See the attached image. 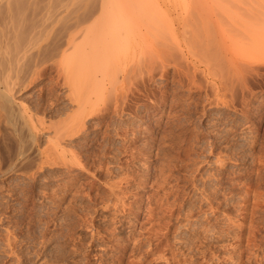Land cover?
Masks as SVG:
<instances>
[{"label": "rangeland", "instance_id": "obj_1", "mask_svg": "<svg viewBox=\"0 0 264 264\" xmlns=\"http://www.w3.org/2000/svg\"><path fill=\"white\" fill-rule=\"evenodd\" d=\"M9 11L41 30L0 65V264H264V0Z\"/></svg>", "mask_w": 264, "mask_h": 264}, {"label": "bare ground", "instance_id": "obj_2", "mask_svg": "<svg viewBox=\"0 0 264 264\" xmlns=\"http://www.w3.org/2000/svg\"><path fill=\"white\" fill-rule=\"evenodd\" d=\"M7 2L9 3L10 2V0L8 1L7 0ZM11 7V6H10ZM12 8V7H11ZM6 9H7V7H6ZM12 10V9H11ZM7 11V10H6ZM10 12V11H9ZM8 13V12H7ZM9 14V13H8ZM13 15H14V13H13ZM13 15H12V13L10 12V14L8 15V17L6 18V19H2V18H0V65H3V64H9V65H11V64H19L20 62H23L24 61V58H25V56L23 55L22 56V54H24V52L28 49H26V42H25V40L26 39H28L29 37L30 38H32V37H34V36H36V34H37V32L39 31V29L40 28H38V26L37 25H34L29 31H28V33H26V30H25V35H24V31L22 32V25H23V23H22V21L21 20H19V19H16L15 17L13 18ZM72 28V27H71ZM41 30V29H40ZM74 29H71V31H70V34H69V36L67 37V48H65L64 50L65 51H68V48H71V47H74V39H75V34H74V31H73ZM40 32V31H39ZM38 32V33H39ZM39 35H40V33H39ZM37 36H38V34H37ZM26 38V39H25ZM32 39H34V38H32ZM32 39H30V40H32ZM35 39H37V38H35ZM30 40H26V41H29V42H31L32 44L34 43L35 44V42H36V40L35 41H30ZM28 42V43H29ZM27 43V44H28ZM30 43V44H31ZM33 44V45H34ZM22 45H25V46H23L25 49H24V52H22L23 51V48L22 49H20L21 47H22ZM11 48H15V49H17L18 50V52L19 51H21L22 52V54H17V53H12L13 52V50H11ZM20 49V50H19ZM67 49V50H66ZM72 49V48H71ZM63 50V51H64ZM28 51V50H27ZM26 51V52H27ZM70 52H71V54L73 53L74 54V49H73V51H71L70 50ZM63 53V52H62ZM65 53V52H64ZM71 54H67V55H69V56H71V57H73V55H71ZM67 55H66V57H64L63 55V58H66L65 59V61H67L68 59L71 61V57H67ZM62 58V57H61ZM68 58V59H67ZM68 60V61H69ZM55 62V61H54ZM57 63H58V61H56ZM57 63H55V64H57ZM64 62H62V64H63ZM53 64V63H52ZM51 64V65H52ZM54 64V65H55ZM57 67H58V65H57ZM58 69V68H57ZM62 70V69H61ZM66 71V70H65ZM64 71V69H63V72H65ZM67 72V71H66ZM65 74H67V73H65ZM64 74V75H65ZM14 82L15 81H10L9 79H7V77L6 76H2V75H0V91H3V89H2V87L5 89V91L8 93V94H10L11 95V93L13 94V92H11L12 91V89H13V84H14ZM16 83V82H15ZM16 85V84H15ZM71 85V89L73 90V84H70ZM76 87V86H75ZM14 90V89H13ZM15 94V93H14ZM85 96H87V95H85ZM0 99L2 100L3 98L8 102V100L10 99V97L11 96H9V95H6V94H4V95H0ZM83 98H84V96H83ZM86 98V97H85ZM85 98L84 99H81V98H79V97H76L75 95H74V99H75V102H77V106H79L80 107V109H82L83 111L84 110H86V111H88L89 110V106H90V108H91V106H93L91 103L89 104V102H87V99L85 100ZM87 98H89V97H87ZM7 102H6V104H7ZM91 102V101H90ZM5 103V101H3V103L2 104H4ZM6 104H4V105H6ZM20 105V104H19ZM78 108V107H77ZM26 109V108H25ZM79 109V108H78ZM20 110V109H19ZM22 110H23V108H22ZM22 110H20V111H22ZM28 110V109H27ZM30 110V109H29ZM19 111V112H20ZM25 112H27V111H25ZM85 112V111H84ZM24 113V112H23ZM21 114V116L23 117V115L24 114ZM33 113V112H32ZM78 113V112H77ZM77 113H75V114H72L69 118H68V122L67 121H65V122H63L62 123V126L60 125V129H58V131H56L55 132V135L54 136H56V139H54L55 140V145L53 146V144H52V146L54 147V149H55V151L56 150H58V149H61V151H63V145H61V143L60 142H62V137L63 138H65L66 136L65 135H67V137H68V135H74V134H76L77 132H79L80 130H81V128H82V126H84V124H85V121H84V114L83 115H80V114H77ZM81 113H83V112H81ZM34 114V113H33ZM31 115V114H30ZM29 115V121H30V123H31V126H32V128L35 130L36 129V132H38L39 130H41V128H43V126L41 127V124L43 125V122H38V120H37V118H35L34 120H33V117H31ZM26 116V115H25ZM27 117H28V115H27ZM39 121H41V120H39ZM39 126V127H38ZM39 133H37L36 134V136L38 135ZM40 135V134H39ZM65 136V137H64ZM71 137V136H70ZM53 138H55V137H53ZM63 144V143H62ZM52 147V148H53ZM57 152H60V150H58ZM64 152V151H63ZM63 152H62V154H63ZM70 153V159L72 160V162H76V163H78V160H79V155H78V153L76 152V151H71V152H69ZM65 155H66V153H64ZM63 154V155H64Z\"/></svg>", "mask_w": 264, "mask_h": 264}]
</instances>
